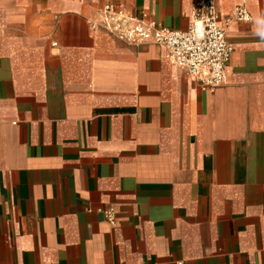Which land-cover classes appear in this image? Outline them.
<instances>
[{
	"label": "crops",
	"instance_id": "obj_1",
	"mask_svg": "<svg viewBox=\"0 0 264 264\" xmlns=\"http://www.w3.org/2000/svg\"><path fill=\"white\" fill-rule=\"evenodd\" d=\"M194 1L0 0V264H264V0H214L212 91L100 14L185 30Z\"/></svg>",
	"mask_w": 264,
	"mask_h": 264
},
{
	"label": "built area",
	"instance_id": "obj_2",
	"mask_svg": "<svg viewBox=\"0 0 264 264\" xmlns=\"http://www.w3.org/2000/svg\"><path fill=\"white\" fill-rule=\"evenodd\" d=\"M101 19L107 30L116 31L119 38L132 44H155L164 48L165 58L197 80L203 90L212 91L221 86L228 72L233 48L225 39L219 25L220 16L214 0H195L191 19L185 30H170L150 20L145 13L127 17L129 26L121 31L116 20H124L121 11L106 3L100 8ZM251 16L244 5H238L224 21L248 22ZM105 221L115 224L112 208L100 209Z\"/></svg>",
	"mask_w": 264,
	"mask_h": 264
}]
</instances>
